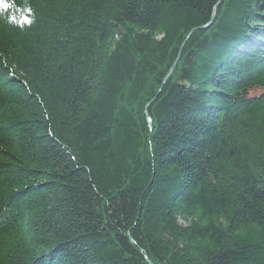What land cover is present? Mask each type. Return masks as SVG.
Returning a JSON list of instances; mask_svg holds the SVG:
<instances>
[{"label": "trees", "instance_id": "1", "mask_svg": "<svg viewBox=\"0 0 264 264\" xmlns=\"http://www.w3.org/2000/svg\"><path fill=\"white\" fill-rule=\"evenodd\" d=\"M3 3L0 264H264V0Z\"/></svg>", "mask_w": 264, "mask_h": 264}, {"label": "snow or ice", "instance_id": "2", "mask_svg": "<svg viewBox=\"0 0 264 264\" xmlns=\"http://www.w3.org/2000/svg\"><path fill=\"white\" fill-rule=\"evenodd\" d=\"M0 7L7 9L9 7V4L3 3V0H0ZM24 21H25V23L29 22L27 17L24 18Z\"/></svg>", "mask_w": 264, "mask_h": 264}]
</instances>
